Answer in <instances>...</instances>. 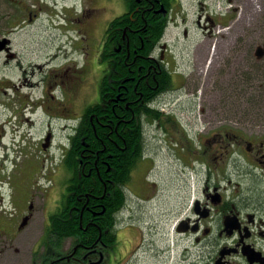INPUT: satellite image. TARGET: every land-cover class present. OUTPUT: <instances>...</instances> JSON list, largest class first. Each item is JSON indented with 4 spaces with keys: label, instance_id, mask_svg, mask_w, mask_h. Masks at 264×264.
<instances>
[{
    "label": "flooded vegetation",
    "instance_id": "obj_1",
    "mask_svg": "<svg viewBox=\"0 0 264 264\" xmlns=\"http://www.w3.org/2000/svg\"><path fill=\"white\" fill-rule=\"evenodd\" d=\"M184 1L201 4L196 23L211 40L207 54L215 47L217 29H227L235 18L243 33L232 59L243 68L233 66V71L240 69L235 74L247 83L245 73L255 66L264 80V0H221V20L206 3L216 0H0V188L1 170L11 159L3 149L30 143L44 150L52 144L62 148L45 189L37 186L39 172L27 171L24 160L12 170L10 207L15 213L10 222L0 215V260L8 240L20 252L23 234L28 240L35 236L29 224L38 193H47L44 213L52 206L48 195L53 191L52 208L63 207L66 179L77 176L71 210L79 212L80 239L66 237L58 251L53 231L43 238L52 212L45 213L44 228L31 245V264H264V119L216 120L200 128L180 121L162 124L176 86L156 103L143 100L137 89L144 80L146 89L155 91L166 80L165 72L177 83L166 32L173 10ZM146 13L167 20L151 50L142 34L148 30ZM249 26H255L252 33L245 32ZM143 52L144 66L137 64ZM146 109L159 111L160 119L150 121ZM140 120L144 133L159 128L175 146L184 186L181 192L176 187L172 205L158 197L162 186L159 194L152 190L156 165L145 160L147 145L140 153L137 136L129 139ZM85 126L102 147L75 145L71 151L72 142L87 137ZM104 135L119 151L106 150ZM143 161L149 162L146 170ZM88 176L93 180L86 181ZM24 178L34 181L29 193L19 190ZM92 185L94 194L86 191ZM141 201L156 205L141 208ZM0 212H5L1 190Z\"/></svg>",
    "mask_w": 264,
    "mask_h": 264
},
{
    "label": "rangeland",
    "instance_id": "obj_2",
    "mask_svg": "<svg viewBox=\"0 0 264 264\" xmlns=\"http://www.w3.org/2000/svg\"><path fill=\"white\" fill-rule=\"evenodd\" d=\"M206 3L210 6L209 11L214 12L216 18L218 17L221 20L217 11L222 7L223 1L216 0ZM200 7L201 4L195 1H184L182 4H177L172 13V19L176 18V21L171 19L168 23L169 28L166 32L167 45L173 47V53L170 52L169 56H173L176 61L177 68L174 76L178 81L176 83V93L169 97L170 102L164 108V111L167 112L165 115H168V119H163L164 124L168 122L170 125H174L177 121H180L183 124L190 125V127L200 128L205 126L206 122L216 120L231 123L234 119H264V80L261 74H259L255 66H251V69L245 73L249 79V81L246 80L247 83H245L242 76L239 77L235 74L243 68L241 62L232 59L233 53L237 51L239 46L240 32L243 33L241 25L233 18L229 22L227 29H217L213 39L215 43L212 42L215 47L212 48L213 46H211L207 54L211 40L196 23L197 15L201 12ZM184 17L185 20L182 21ZM185 26L187 34L184 36L182 32ZM253 30H255V26L245 28L247 33H252ZM251 39L252 37L250 40L246 39L244 43L249 45ZM214 51L216 52L215 54H213ZM197 52L204 54L196 56ZM229 57H231V61ZM198 60H201L202 63L200 64ZM233 66L234 68L236 67L235 69H240L233 71ZM237 74H240V72ZM251 79H255V81ZM157 125L158 122L155 121V126ZM9 133L11 132L7 134L9 135ZM142 136V141L146 138V148H148L145 160L149 159L156 165V167L152 168V176L156 178V182L154 181V184L151 185L152 190L155 194H159V186H162L163 191L160 192L158 197L161 196L163 198L165 206L172 205L176 199V187H180L181 192L182 186H184L183 177L180 178V175H177L179 164L176 159L178 154L174 153L175 146L171 143L169 136L159 128H148ZM9 148L12 147L9 146L2 151L7 153ZM61 151L62 148L59 144H52L51 147H47V150H44L41 145L39 146L36 143H30L29 146H15L14 151L11 152L14 156L8 162L7 168L1 170L2 187L0 190L2 191L3 204L5 205V212H0L1 216H6L8 221L14 219H9L11 214L15 213L13 208L10 207L11 192H15V188L11 189L10 179L16 164L22 159L24 160V168L27 171L33 172V174L35 173L34 171H38L39 173L35 175L40 177L37 180V186L42 190L50 185V182L47 181V176L52 175L51 169L57 166L53 159H57L56 156L58 153L61 154ZM147 162L143 161L141 163L142 169H147L149 165V162ZM24 181L26 182V178H24ZM27 182L22 189H19L20 192L29 193L31 186L34 188L35 184L33 185L34 181L32 179L29 178ZM40 194L38 193V197L34 201L31 210L33 216L29 224L35 236L28 240L25 237L27 233L23 234L24 238L20 245V252H15L12 249L13 240H8V251L4 259L0 260V264H31V245L40 236L44 228L45 213L47 215L54 210L52 207L55 203L54 197L56 195L54 191L48 195L52 206L46 209L44 213L43 197L47 193L42 197H40ZM143 202L141 201L140 203ZM153 205L155 206L156 204L143 203L140 207L147 209ZM2 240L5 241L4 238Z\"/></svg>",
    "mask_w": 264,
    "mask_h": 264
},
{
    "label": "trees",
    "instance_id": "obj_3",
    "mask_svg": "<svg viewBox=\"0 0 264 264\" xmlns=\"http://www.w3.org/2000/svg\"><path fill=\"white\" fill-rule=\"evenodd\" d=\"M161 2H167L169 0H160ZM146 18H147V26H148V30L147 31H143L144 33H142L143 35H147L150 41L149 44V48L148 50L152 49L153 43L157 42L160 38H161V34L163 33V28L165 26L166 23V18L161 16V15H157V14H150V13H146ZM140 20V18H139ZM139 40H136V43L139 45ZM108 42H107V49H108ZM147 54V53H145ZM140 57L138 58L137 64L144 66V62H145V58H144V52L143 54H140ZM136 69V68H135ZM145 72V71H144ZM143 72V73H144ZM137 73V71H136ZM164 79H166L164 82L161 80V85L155 88V91L153 92H149L148 89H146V84L144 82V80H141L138 85H137V89L139 91L143 92V100L150 98V100L152 101V103H156L158 102L157 100L161 98V94H164L166 91H169L171 88H174L176 86V83L174 81V79L172 78L171 74L169 72H165L164 73ZM155 86V85H154ZM144 105V104H143ZM146 112H148V110L146 109ZM149 113V117H150V121H154V119H160L157 118L159 116V114L161 115V113L159 111H157V114L153 113L151 114ZM167 116V115H166ZM162 124H164L163 119H160ZM132 123V127H134V122H130ZM139 123L141 124L139 127L135 126L136 132L134 133V135L129 136V139L133 138L135 139V137L137 136L138 141H134V144L137 143L139 144L137 147H139L140 153H142V149L144 146H146V141L145 139L142 141L143 139V132L144 130L142 129L143 123L142 120L139 121ZM87 128V131H84V134L87 137H84L83 141L82 140H78L77 142H72V144H70V148L71 151L72 149H74L75 145H77L79 147V149H83L84 147H86L85 145L89 144V147H102L100 144V139L95 138L94 136H92L91 133V127L90 126H85ZM90 137H89V136ZM103 137V141L105 143L106 150L107 151H111V153H113V151H119V149L117 148L116 145H113L112 142L104 135ZM128 138V137H127ZM131 141V140H130ZM142 141V142H141ZM132 143V142H131ZM141 155H139L140 157ZM116 162H119V160L116 159ZM114 161V165H112L113 167L115 166ZM67 164V163H66ZM133 164L130 165V167H132ZM71 166V165H70ZM117 167V166H115ZM117 170H119V168L117 167ZM67 176V175H66ZM83 179V178H82ZM86 181H92L93 178H91L90 176L84 178ZM66 191H68L66 199H65V205L63 207H58L56 209H54L52 211V213L49 215L48 221L45 223V232H44V240L48 239V235L47 233H49L50 231H53L54 238H55V245H56V249L59 251L62 250V246H63V242L66 239V237H72L74 240L80 239V235H81V230H80V224L78 222V211L76 210H71V208H73V206L75 205V197H73L72 195V191H73V184L74 182L78 181L77 176L76 178H67L66 179ZM71 182V183H70ZM87 190H93L91 193L94 194L96 190L95 186L92 185V189H86ZM110 210L114 209L109 208ZM86 213V211H85ZM67 217L68 219L64 220V217ZM47 243V242H46Z\"/></svg>",
    "mask_w": 264,
    "mask_h": 264
},
{
    "label": "bare ground",
    "instance_id": "obj_4",
    "mask_svg": "<svg viewBox=\"0 0 264 264\" xmlns=\"http://www.w3.org/2000/svg\"><path fill=\"white\" fill-rule=\"evenodd\" d=\"M157 101H160V102H161V101H163V100L158 99ZM142 122H143V121H142ZM20 152H21V151H20ZM70 175H71V174H70ZM70 183H71V182H70ZM44 230H45V229H44ZM44 232H45V231H44Z\"/></svg>",
    "mask_w": 264,
    "mask_h": 264
},
{
    "label": "water",
    "instance_id": "obj_5",
    "mask_svg": "<svg viewBox=\"0 0 264 264\" xmlns=\"http://www.w3.org/2000/svg\"><path fill=\"white\" fill-rule=\"evenodd\" d=\"M24 223V222H23Z\"/></svg>",
    "mask_w": 264,
    "mask_h": 264
}]
</instances>
